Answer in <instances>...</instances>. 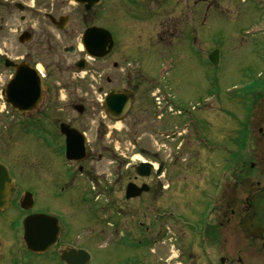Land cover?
<instances>
[{"label":"flooded vegetation","instance_id":"1","mask_svg":"<svg viewBox=\"0 0 264 264\" xmlns=\"http://www.w3.org/2000/svg\"><path fill=\"white\" fill-rule=\"evenodd\" d=\"M97 1L39 0L31 5V0L19 2L0 0V162L8 167L15 188L9 209L0 213L2 222H14L5 217L14 208L20 209L23 217L34 214L36 201L31 211H23L20 208L23 195L33 194L30 192L31 188L21 186L26 169L22 165L24 160L22 162L20 160L25 157L24 154L32 150L29 147L30 143L39 144L46 135L51 140L63 141L66 146V136L62 133L63 126L77 130L87 137L84 132L87 127L81 124L83 118L88 117L93 120L96 116L105 113L106 118L112 121L111 117L118 116L113 112L109 116L106 111L107 98L113 94H119L123 101L129 103L128 111L126 114L123 113L120 122H125L129 126L133 123L138 125L140 117L137 113L148 110L158 119L154 93L158 91L162 95L167 91V87L159 88V84L143 73L147 61L135 65L129 63L126 66L128 52L136 50L140 55L142 54L137 60H157L155 51L159 54L160 46L164 47L161 42L171 48L173 45L183 46L190 39L196 24L193 16L199 13L200 18H206L210 12L229 11L223 5L225 0H117L114 3L118 12L113 15L112 0H101L99 5ZM235 4L234 0V8ZM113 22L118 31L117 35L111 31ZM128 25L133 28H128ZM112 38L113 49L109 47ZM167 94L170 98L168 101L172 105V95L169 91ZM257 97L264 104V94ZM205 103L204 107H206ZM209 114L214 116L215 123L212 120L208 121L206 117L205 119L212 128L215 127L217 131L229 129H226L223 117H219L213 111ZM167 115L176 118L169 120L162 129L169 130L175 135L178 130L174 127L177 120L180 124L188 117L184 116L180 121L177 117L183 116V113L179 111L172 114L164 113L162 118ZM172 123L175 125L173 126ZM258 124L259 126L253 127L251 118L246 119L241 125L238 124L234 129L236 135L233 141L238 144L239 138L243 139L247 145H250V154L257 149L253 156L255 161L253 169L264 176V115L260 117ZM100 133L98 129L94 148H88L89 159L85 162L73 163L70 166V179L59 183L55 179L51 186H45L47 191L52 192L53 188L61 183L67 188L71 185L77 186L75 181L81 178L99 197L101 194H107L110 198L108 204L116 207L118 213V209L142 211V217L136 219L139 222L136 227L151 251L148 257L137 264H199L204 260L208 264H243L244 262L247 264L248 259L236 250L239 240L234 222H240L244 230L248 228L255 230L252 225L255 213L251 197L245 199L240 209V219L239 204L235 198L230 197L224 202L222 197H218L210 217L197 222L199 227L194 228L193 233H186L179 227L186 253L180 252L175 258V252L171 249L175 246L172 245V241H176L175 231L173 230L172 233L167 227V231L163 230L166 229L163 226H168L175 217L169 210L155 209L159 200L171 189L170 186L166 187L163 184L171 173L169 166L162 163L160 172L155 171L145 179L136 174L134 165L129 170L126 167L127 162L121 161V164L114 168L111 174L113 179L109 181L103 176L104 163L109 155L105 154L106 151H103L98 144L101 142L100 137H106V132ZM183 134L189 136L187 130H184ZM206 136L208 134L205 130L204 134L195 133L185 142L177 141L181 142V147L187 145V152L192 150L191 153L195 154L194 158L198 159L202 153L200 151L196 155V152L200 150L198 147L203 142H207ZM208 137L210 139L213 135ZM213 138H217V135ZM88 142L89 147L91 141L88 139ZM198 160L201 162V159ZM193 164H196V161ZM52 167L53 164H49V172H54ZM131 174L134 176H129ZM131 183L138 186L148 184L150 191L139 198L127 199L126 191ZM25 184L29 185L27 181ZM254 190L255 193L264 190V184L257 181ZM117 193L122 196V203L112 199ZM145 196L148 197L144 198ZM147 205H153L155 210L151 214L153 227L144 228V220H149L148 214L143 212L146 211L144 206ZM118 216L123 217V213H119ZM109 222H115L111 227L115 230V234L119 235L118 230L123 229L121 223L123 218ZM59 223L61 231L58 241L45 254L34 255L27 249L25 243L20 242L24 253H27L28 257L41 259L43 264H48L49 259L52 262L56 261L57 264H67L62 259L65 254H69L71 250H85L75 245L74 233L69 232L60 220ZM224 224L231 227L230 239L233 240L234 246L232 251L227 252L228 257L221 256L223 258L217 262L215 255L223 252L225 242V237L222 235ZM132 228H135V225H132ZM247 244L248 248L254 247L250 240ZM11 245L7 248L8 256H2L0 264L5 262L14 264L12 259L16 255ZM164 248L166 250L161 253V249ZM17 259L20 260V257ZM184 259H187V263ZM72 260L74 264H92L94 258L89 254L87 259L82 257ZM107 260L109 264H123L122 259L116 260L115 257H109Z\"/></svg>","mask_w":264,"mask_h":264},{"label":"rangeland","instance_id":"2","mask_svg":"<svg viewBox=\"0 0 264 264\" xmlns=\"http://www.w3.org/2000/svg\"><path fill=\"white\" fill-rule=\"evenodd\" d=\"M31 1L32 5L39 0ZM116 1L112 0L113 15L118 12L115 6ZM235 2L234 8V0L224 1L223 5L229 9L228 12H210L206 18H200L199 13L194 14L196 16L192 18L196 24L190 39L183 46L173 45L171 48L161 42L164 47L160 46L159 54L155 51L157 60H137V57L142 54L140 55L136 50L128 52L127 56H129L126 58V66L129 63L135 65L147 61V65L143 67V73L161 87H167L166 93L169 91L172 95L171 102L174 110L183 113V116L177 117L180 121L184 116L188 117L187 120H183V123H177L179 122L177 119L175 126L172 123L179 131H188L189 136L186 134L178 140L185 142L195 133L204 134L205 130L208 136L217 135V138L210 139L206 136L207 142H203L198 147L200 150L196 152V155L201 151L202 155L200 154L198 159H201L202 163L195 159L197 157L194 158L195 154L191 153L192 150L187 152L188 146L185 145L183 152L179 153L176 168L172 170L173 166L169 167L171 173L163 182L164 186H170L171 189L159 200L155 209L169 210L179 221L175 222L174 219L168 226H163V228H169L172 233L173 230L175 231L176 241L173 240L172 245L176 247L171 248L175 252L173 253L175 258L180 255V252L186 253L179 227L186 233H193L194 228L199 227L197 222L210 217L213 203L218 197H222L224 202L230 197L235 198L239 204L240 219V209L244 200L254 191V184L258 180L264 181V176L253 170L255 152L250 154V145L241 138L238 144L234 143L236 133L231 131L236 128L237 122L242 123L250 114H253L252 126H259L258 121L264 115V104L259 101L260 99L257 98L256 102H253V96L264 94V0H235ZM112 26L111 31L117 35L118 31L114 22ZM128 28L133 27L128 25ZM216 52L218 65H214L209 60ZM204 103L206 107L203 106ZM210 111L223 117L225 127L229 129L217 131L215 127L212 128L207 122L212 120L215 123L214 116L209 114ZM137 115L140 117L138 125L133 123L130 126L125 122L116 123L108 120L105 113L96 116L93 120L88 117L82 119L81 124L87 127L84 132L87 139L91 141L89 149L95 146L97 130L101 131L100 134L106 132V137H100L101 142L98 144L103 151H106L105 154L109 155L104 163L105 174L103 175L109 181L113 179L111 174L121 161L127 162L126 167L129 170L140 158L150 161L155 160L154 158L162 159L161 161L164 162L168 160L167 166L174 163L180 142L177 138L167 139L158 136L156 132L162 131V127L176 117L167 115L165 118L157 119L150 110L139 112ZM43 138L44 140L38 141L39 144L30 143L29 147L32 150L24 154L25 157L20 160V162L24 160L22 165L27 170H24L25 178H22L21 186L31 188L30 192L34 194L36 201L34 214H50L59 218L61 224L69 232L74 233L75 245L84 248L93 256L92 264H109L107 260L109 257H115L116 260L122 259L123 264H137L148 257L150 247L143 237L141 238L140 230L136 227L139 223L136 219L142 217V211L129 209V212V210L118 209L119 213H123V217L120 218L116 207L108 204L110 198L107 194H101L99 197L81 178L75 181L77 186L71 185L67 188L61 183L54 187L52 192L45 189V186H51L55 179L58 183L69 180L71 164L68 165L66 161L63 141L51 140L46 135ZM136 142L138 144H135ZM35 144L38 150L33 149ZM155 153L159 155H154ZM113 157L116 162L113 161ZM195 161L196 164H193ZM49 164H53L54 172L48 171ZM238 166L242 170L239 169L240 171L237 172ZM129 176L133 177L134 174ZM26 181L28 184L31 183L26 186ZM112 199L122 203V196L119 193ZM145 207L146 211L141 210L148 214L149 220H144V228L153 227L151 214L155 210L153 205ZM5 217L14 222L0 221V259L2 256H8L7 248L12 244L16 255L12 259L14 264L16 262L43 264L41 259L28 257L20 246L23 217L20 209H12ZM122 218L123 229L118 230L119 235H117L118 233L115 234V230L111 227V224L115 222L109 221ZM234 224L237 226L239 240L236 250L248 259L247 264H264L261 242L251 240L254 247L248 248L247 243L250 239L245 230L241 228L240 222H234ZM132 225H135V228H132ZM167 228L163 230L167 231ZM222 235L225 237V242L223 252L215 255L217 262L221 261L223 258L221 256L232 251L234 246L233 240L230 239L232 230L228 224H224ZM165 250L166 248L161 249V253ZM251 256L252 259H250ZM17 257H20V260ZM184 262L187 263V259H184ZM47 263L57 264L50 259ZM199 264L208 263L204 260Z\"/></svg>","mask_w":264,"mask_h":264},{"label":"water","instance_id":"3","mask_svg":"<svg viewBox=\"0 0 264 264\" xmlns=\"http://www.w3.org/2000/svg\"><path fill=\"white\" fill-rule=\"evenodd\" d=\"M113 45V43H112ZM109 46V45H108ZM214 65H218V53L213 54L209 59ZM120 95H111L107 98L106 110L111 116V113H116V119H120L123 113L128 108V102ZM62 133L67 137L66 157L69 161H84L88 158L87 148L84 136L77 131L71 130L66 126L62 127ZM153 166L151 164L142 163L137 167V174L141 177H149ZM149 188L143 186L141 189L135 185H129L127 190V198H136L142 193L148 192ZM13 181L9 176V172L2 164H0V213L7 210L11 196L13 195ZM254 204L255 218L252 225L255 230L248 228L245 233L253 242L259 241L264 251V190L259 191L252 197ZM21 207L24 210H30L33 207V197L27 194L21 202ZM248 225V224H247ZM24 240L28 249L34 254H44L48 249L56 243L59 236V222L52 217L45 215H32L27 217L23 223ZM243 228V227H242ZM249 233H248V232ZM87 257L83 251L71 250L69 254L63 256V260L67 264H74L73 258Z\"/></svg>","mask_w":264,"mask_h":264},{"label":"bare ground","instance_id":"4","mask_svg":"<svg viewBox=\"0 0 264 264\" xmlns=\"http://www.w3.org/2000/svg\"><path fill=\"white\" fill-rule=\"evenodd\" d=\"M142 160H143L142 158L139 159V161H142Z\"/></svg>","mask_w":264,"mask_h":264}]
</instances>
